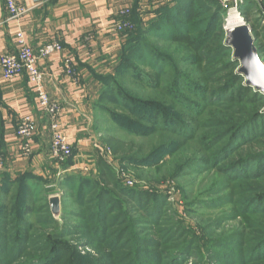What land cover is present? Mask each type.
<instances>
[{
  "label": "rangeland",
  "instance_id": "1",
  "mask_svg": "<svg viewBox=\"0 0 264 264\" xmlns=\"http://www.w3.org/2000/svg\"><path fill=\"white\" fill-rule=\"evenodd\" d=\"M226 1L225 6L220 4L225 10V19L222 24V29L226 34L225 45L227 22L230 13L233 12L237 17L239 16V22L249 28L258 56L264 63V0H243L237 7L232 1ZM166 3L167 0H154L143 5L141 16L144 25L148 26L156 18V11ZM154 44L168 52L173 59L182 61L177 45L174 44L171 49H168L167 46H163L165 44L162 42ZM232 61L236 60L231 49L218 61L216 60L213 66L204 64L196 68L181 63L178 68L182 73L193 71L194 77H203L202 81H206L205 77H211V71L216 70V74H220L213 78V81L216 79L222 83L217 85L203 83L213 89L227 84L230 80H226L225 77L231 79L233 72L239 75L240 63L238 61L235 68L223 70L227 69L224 66L225 62ZM94 66L98 73L105 75L113 71L115 64L96 61ZM144 71L147 75L151 72L148 68ZM174 71L171 69L167 75L157 80L161 88L170 82ZM127 81V85L131 86L132 97L144 100L152 98L155 104H160L163 108L169 106L163 89L159 88L158 91L152 88L145 89L137 81ZM244 85L247 86L246 81ZM86 87L87 94L90 96V99L85 102L89 112L88 115L78 117L80 125L75 124L74 128L79 126L85 129L84 133L87 131L89 134L87 148H79L80 151L73 144L72 158L78 155V159H72L73 164L69 170L56 167L53 160L45 159L44 169H48V172L45 171L41 176L44 180L43 184L32 187L30 195L27 196L24 213L13 209L14 204L16 205L13 197L5 201L11 207L12 212L10 220L7 223L2 222L7 228V233L4 234L5 237L2 238L4 240H1L0 246L7 252L5 254L0 252V264H93V261L101 264H252L249 261L242 262L243 255H239L241 256L239 258L231 253L229 248H220L219 245L226 237L236 236L235 238L240 243L246 241L247 244H252L256 239L264 236V208L257 212L261 207L260 203L264 201L251 205L253 201L251 199L256 198L260 193L255 190H264V179L258 182L248 181L249 186L242 184L233 187L231 184L234 183L233 181L213 168L214 165L209 166L206 163L208 153L200 141L183 143L173 134L168 136V134L155 133L148 137L129 135L119 127L111 114L100 108L94 109V104L98 103L103 86L95 82ZM253 89L255 91L249 96L253 93H261ZM258 100L262 105L264 104L260 98ZM224 105L223 108H204V113L196 118H194L196 114L191 115L187 111L182 113L191 129L198 131L200 135H208L220 131L216 125L235 124L240 119L245 120L255 110L253 106L236 102L229 103L228 98L224 101ZM114 111L119 115L132 118L130 114H124L126 111L124 107L116 108ZM238 111L243 113V118L235 115ZM108 136L134 141L142 145L144 157L158 152L163 146L170 148L172 153L157 159L150 166L122 165L103 144V139ZM258 141L242 147L239 156H235L231 162L242 160L251 153L263 152L264 140ZM173 142L174 144L168 145ZM101 158L113 173L115 182L112 185L114 187L119 185L127 190L164 198L166 205L162 209V217L158 224L149 225L148 222L143 221L145 212L141 209L133 211L127 206V211L123 215L129 217L132 222L120 221L117 226L106 230L104 236L95 232L96 228L93 229L89 222L87 212L79 205L77 198L79 184L72 181L75 187L73 189L63 183L69 176H80L100 181V188L105 187L106 182L100 180L97 165ZM3 173L10 174L4 171V167L0 168V177ZM111 189L113 190L112 187ZM52 196L61 198L62 212L59 219H55L51 212L49 198ZM249 206H252L251 210L246 214L245 210ZM48 214L52 220L48 219ZM21 217L25 224L19 227ZM112 217L114 214L111 215ZM113 223L111 225H115ZM125 231L126 233L128 231V234L123 238L122 232ZM132 237H142L152 241L155 247L147 249L154 254L138 258L135 253L138 243ZM193 242L196 243L191 244L192 248L185 256L176 254L182 245ZM57 246L65 248V252H69L68 256L57 253ZM235 249L241 251V246ZM54 255L56 256L54 260L47 262ZM254 264H264V261Z\"/></svg>",
  "mask_w": 264,
  "mask_h": 264
},
{
  "label": "trees",
  "instance_id": "2",
  "mask_svg": "<svg viewBox=\"0 0 264 264\" xmlns=\"http://www.w3.org/2000/svg\"><path fill=\"white\" fill-rule=\"evenodd\" d=\"M128 19L134 28L123 34L126 41L113 71L105 75L97 71L92 73L95 82L103 86L99 101L94 104V108L103 109L111 114L119 127L129 135L148 137L155 133L168 134V136L173 134L183 143L200 141L208 153L206 163L209 166L214 165L213 168L233 181L234 183H231L233 187L242 184L249 186L248 181H262L264 179V151L251 153L248 157L236 162L231 161L235 156H239L242 147L256 141L259 142L258 140L261 139L264 140V104L262 105L258 100L260 98L264 101V95L258 92L249 96L255 90L245 86V79L234 72L231 79L225 77L226 80H230L227 84L223 83L224 85L221 87L210 89L204 84L222 83L216 79L213 81V78L220 74H216V70L211 71V77H205L206 81H202L203 77H194L193 71L182 73L178 68L181 63L196 68L202 67L204 64L213 66L216 60L218 61L231 50L224 43L226 34L222 29V24L225 19V10L220 3L215 0H169L156 11V18L148 26L144 25L136 10L131 13ZM220 31L221 33H219ZM159 42L165 44L163 46H167L168 49H171L174 44L177 45L182 61L173 59L168 52L154 44ZM236 65L237 61L225 62L224 66L227 69L223 70L235 68ZM147 68L151 71L149 75L144 71ZM171 69L175 70L174 76L161 88L157 80L167 75ZM127 80L137 81L145 89L152 88L157 91L159 88L163 89L167 95L169 106L163 108L160 104H155L152 98L144 100L132 97L131 86L127 85ZM226 98L229 103L236 102L253 106L255 110L245 120L240 119L241 121L239 120L235 124L220 123L216 125L220 131L208 135H200L198 131L191 129L188 122L184 120L182 112L196 114L194 117L196 118L204 113V108H223ZM119 107H124L126 110L124 114H130L132 118L117 114L114 109ZM235 115L242 117L243 113L238 111L235 112ZM103 144L120 164L127 166H150L157 159L172 153L170 148L163 146L158 152L144 157L142 145L114 136L105 137ZM172 144L174 142L168 143V145ZM1 149L0 145V154ZM72 159L74 158L71 157L61 167L69 170L73 164ZM222 162L224 163L219 165ZM215 163L217 164L215 165ZM97 165L100 180L106 182L105 187L100 188V181L80 176H69L63 183L68 187L74 186L72 181L79 184L77 192L79 205L87 212L89 222L93 229L96 228L95 232L104 236L106 230L117 226L120 221L132 222L129 217L123 215L127 211V206L133 211L141 209L145 212L143 221L148 222L149 225L158 224L162 217V209L166 205L163 197H153L143 192L127 190L119 185L114 187L112 185L115 182L113 173L102 158L98 160ZM43 182V178L33 172L18 175L16 178L8 173L2 174L0 177V242L4 240L2 238L7 233V228L3 226L2 222L7 223L12 212L11 207L5 201L13 197L16 201L13 209L24 213L27 196L30 195L32 187L43 184ZM255 191L260 193L256 198L251 199L253 200L252 206L264 201V190L257 189ZM252 206L246 208V214L250 212ZM260 206L257 212L264 208V202L260 203ZM113 214L114 217L111 218ZM48 217L49 220H52L49 214ZM20 220L19 227H22L25 224L23 217ZM112 223L115 225H111ZM26 226L28 228V225ZM179 233L181 232L179 231ZM122 234L125 238L128 231L127 233L126 231L122 232ZM235 237L224 238L219 247L229 248V251L237 257L243 255L242 262L249 261L254 264L264 261V236L256 239L252 244H247L246 241L240 243ZM58 238L62 239L63 237ZM132 238L138 243L135 251L138 258L154 254L150 249H147L155 247L152 241L142 237ZM195 243L182 245L176 254L185 256L192 248L191 244ZM239 246H241V251L235 249ZM57 247V253L68 256L69 252H65V248ZM0 252L5 254L7 251L0 246ZM55 257V255L49 257L47 262L54 260ZM93 262V264H101Z\"/></svg>",
  "mask_w": 264,
  "mask_h": 264
},
{
  "label": "crops",
  "instance_id": "3",
  "mask_svg": "<svg viewBox=\"0 0 264 264\" xmlns=\"http://www.w3.org/2000/svg\"><path fill=\"white\" fill-rule=\"evenodd\" d=\"M16 1L19 7L28 12L19 19L10 20L5 0H0V58L16 52L19 33L25 35L36 53L50 43L63 46L62 53L42 60L38 65L45 75L50 98L61 108L62 129L69 135L72 145L85 149L89 134L87 131L84 133L85 129L74 126L80 125L78 117L89 112L85 103L90 99L86 86L95 83L92 77L93 71H96L94 64L96 61L116 64L126 41L123 34L112 30L122 20L121 11L129 8L133 13L136 10L142 19V6L154 0ZM67 62L71 64L72 76L67 74ZM26 116L38 121V135L31 157L23 155L17 136L18 124ZM50 139V118L39 109L28 78L24 76L7 82L0 71V159H4L0 168L4 167V171L13 178L27 172L44 175L45 171L48 172V169H44V161L51 159Z\"/></svg>",
  "mask_w": 264,
  "mask_h": 264
},
{
  "label": "built area",
  "instance_id": "4",
  "mask_svg": "<svg viewBox=\"0 0 264 264\" xmlns=\"http://www.w3.org/2000/svg\"><path fill=\"white\" fill-rule=\"evenodd\" d=\"M40 1V0H37ZM225 6L226 0H215ZM237 7L243 0H230ZM10 20H16L24 16L28 10L19 7L16 0H5ZM130 9L121 11L122 20L114 25L112 30L122 35L132 31L134 26L128 19ZM63 52V46L59 43H50L42 47L38 53L34 52L28 44L25 35L17 36V49L15 53L5 54L0 58V71L4 81H14L20 77H27L33 86L37 104L41 112L50 118L51 145L50 156L58 167L66 163L73 153V145L69 137L63 132L60 124L61 108L53 101L45 85V75L39 69L38 63ZM67 74L72 76L71 64L67 62ZM38 135V124L34 117L22 118L17 127V136L21 141V151L25 157H31L34 151L35 139ZM110 153V151L108 150ZM2 166V159H0Z\"/></svg>",
  "mask_w": 264,
  "mask_h": 264
},
{
  "label": "water",
  "instance_id": "5",
  "mask_svg": "<svg viewBox=\"0 0 264 264\" xmlns=\"http://www.w3.org/2000/svg\"><path fill=\"white\" fill-rule=\"evenodd\" d=\"M242 25L244 27H237L236 29L227 31L226 46L233 50L234 59L240 63L238 73L245 79L246 85L264 94V63L260 58L256 61L245 63L252 53L258 55V51L254 45V39L251 36L249 28L241 23L240 26ZM49 204L52 215L55 219H59L62 212L61 198L59 196H52L49 198Z\"/></svg>",
  "mask_w": 264,
  "mask_h": 264
},
{
  "label": "bare ground",
  "instance_id": "6",
  "mask_svg": "<svg viewBox=\"0 0 264 264\" xmlns=\"http://www.w3.org/2000/svg\"><path fill=\"white\" fill-rule=\"evenodd\" d=\"M238 17L235 15V13H233V12H232V14L230 13V18L227 22V31H231L233 29H236L237 27H244L243 25L240 26L241 23L239 22Z\"/></svg>",
  "mask_w": 264,
  "mask_h": 264
},
{
  "label": "clouds",
  "instance_id": "7",
  "mask_svg": "<svg viewBox=\"0 0 264 264\" xmlns=\"http://www.w3.org/2000/svg\"><path fill=\"white\" fill-rule=\"evenodd\" d=\"M258 59H259L258 55L256 53H252L251 56L249 58H247V61L245 63H247L249 61H256Z\"/></svg>",
  "mask_w": 264,
  "mask_h": 264
}]
</instances>
